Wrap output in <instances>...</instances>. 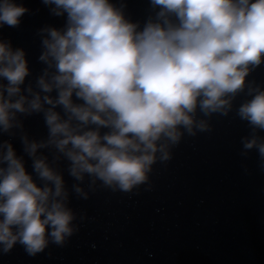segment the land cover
Returning a JSON list of instances; mask_svg holds the SVG:
<instances>
[{"label":"clouds","instance_id":"9594fccd","mask_svg":"<svg viewBox=\"0 0 264 264\" xmlns=\"http://www.w3.org/2000/svg\"><path fill=\"white\" fill-rule=\"evenodd\" d=\"M43 2L57 16L66 13L67 23L42 30L39 59L47 67L36 80L39 91L22 87L30 75L24 51L0 41V133L22 130L20 115L42 113L48 140L22 134L24 151L36 157L55 145L77 180L89 174L122 190L145 181L158 141H178L180 128L191 133L197 110L226 115L250 71L264 63V0H151L160 10L142 29L110 0ZM27 11L17 0H0V27L19 26ZM248 95L238 115L264 131V88ZM254 146L264 158V142L244 144ZM33 170L41 186L12 144L0 143L5 253L19 242L34 255L48 236L60 244L72 232L62 176L44 157L33 160Z\"/></svg>","mask_w":264,"mask_h":264},{"label":"water","instance_id":"95a60500","mask_svg":"<svg viewBox=\"0 0 264 264\" xmlns=\"http://www.w3.org/2000/svg\"><path fill=\"white\" fill-rule=\"evenodd\" d=\"M257 86L264 88V63L226 115L197 110L191 133L180 128L178 141H158L147 179L129 190L89 174L77 180L55 145L44 147L37 158L62 176L72 232L60 244L48 236L34 255L19 242L6 253L0 245V264H264V158L244 147L264 142V131L238 115ZM29 174L41 186L33 166Z\"/></svg>","mask_w":264,"mask_h":264}]
</instances>
